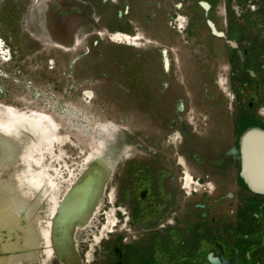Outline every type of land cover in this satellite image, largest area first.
Returning <instances> with one entry per match:
<instances>
[{
  "label": "rangeland",
  "instance_id": "1",
  "mask_svg": "<svg viewBox=\"0 0 264 264\" xmlns=\"http://www.w3.org/2000/svg\"><path fill=\"white\" fill-rule=\"evenodd\" d=\"M256 145L264 0H0V264H264Z\"/></svg>",
  "mask_w": 264,
  "mask_h": 264
},
{
  "label": "bare ground",
  "instance_id": "2",
  "mask_svg": "<svg viewBox=\"0 0 264 264\" xmlns=\"http://www.w3.org/2000/svg\"><path fill=\"white\" fill-rule=\"evenodd\" d=\"M124 38H126L128 41L130 40V38L129 37H124ZM255 149H252V151H251V158L253 157V159H255V157L256 156H258V155H262L263 156V159H264V148H263V150L260 152H258V151H256L257 150V145L254 147ZM190 186V181H189V179H187V181H186V184H185V187L186 188H188ZM198 186V185H197ZM184 190V189H183ZM72 219H69V216L67 215L66 216V221H65V224H67L68 222H70ZM106 226V225H105ZM107 227V226H106ZM74 254L76 253V251H74L73 252ZM77 254V253H76Z\"/></svg>",
  "mask_w": 264,
  "mask_h": 264
},
{
  "label": "water",
  "instance_id": "3",
  "mask_svg": "<svg viewBox=\"0 0 264 264\" xmlns=\"http://www.w3.org/2000/svg\"><path fill=\"white\" fill-rule=\"evenodd\" d=\"M257 130V129H256ZM249 131H251V130H249ZM253 131V130H252Z\"/></svg>",
  "mask_w": 264,
  "mask_h": 264
}]
</instances>
